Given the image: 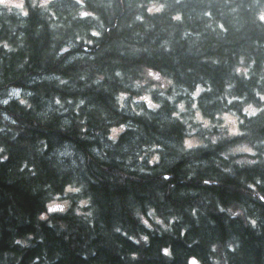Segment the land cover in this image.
Returning a JSON list of instances; mask_svg holds the SVG:
<instances>
[{"label": "trees", "instance_id": "1", "mask_svg": "<svg viewBox=\"0 0 264 264\" xmlns=\"http://www.w3.org/2000/svg\"><path fill=\"white\" fill-rule=\"evenodd\" d=\"M69 5L0 6V264H264V111L241 112L264 103V0ZM146 67L173 80L156 109L133 100L161 82L134 88ZM229 110L242 134L219 127Z\"/></svg>", "mask_w": 264, "mask_h": 264}, {"label": "clouds", "instance_id": "2", "mask_svg": "<svg viewBox=\"0 0 264 264\" xmlns=\"http://www.w3.org/2000/svg\"><path fill=\"white\" fill-rule=\"evenodd\" d=\"M36 0H33V3H35ZM50 0H39V6L41 8L47 9L49 12H51L52 10L50 8H48V4H49ZM77 3L79 4H83V0H77ZM5 7L9 9V11H11L12 8V4L11 3H6ZM15 7L18 8L21 13L27 15V11L23 6V0H19V2L15 3ZM164 8L163 4H156V3H151L149 4V6L147 7V11L149 13H154V12H160L162 11ZM76 15L80 18H83L85 16H94L95 14L90 12V11H86V10H79ZM174 19H180L179 14H176L174 17ZM136 19H142V17L137 16ZM260 19L264 20V14H262L260 16ZM91 32V34L93 36H100L101 33L99 31H97L95 28H92L89 30ZM80 37H77V39H79ZM3 43V46L8 49L10 48V45L7 42H0ZM89 43H91V41H89ZM72 45H67L64 47H61L60 52H64L67 51L69 47H71ZM234 71L237 74L243 73L245 79L248 78V68H241V67H236L234 69ZM117 76H120L121 73L119 70L116 71L115 73ZM145 77V79L143 80H134L133 81V87L134 88H139L141 85L146 84L148 81V78H151L154 81H161L159 85L153 83L150 85V89L146 90L143 94H141L140 96H134L133 100H143L147 103V106L149 108L152 109H156L158 107H160V104L158 102H154L152 101V99L150 98V90L151 89H155L157 87L163 89L165 87H167L168 85H172L173 84V80L170 77H166V76H162L161 72L153 69L151 67H146L142 73ZM62 83L64 81H61ZM227 87H231V85H228ZM185 91H187V89H184ZM210 90V89H209ZM205 91V88L197 83L195 86V89L191 92V96L193 98V103L191 104L192 109H196L195 112V116L194 119L196 121H201L204 127H209L210 126V121L208 118H205L202 116L200 110L197 108V103L195 102V98L201 93ZM253 91L255 92V95L259 97L260 101L264 102V93H261L259 91H256V89H253ZM19 89H12L10 95L13 96H19ZM128 95V93L126 92H119L117 94V100L118 102H120V106L123 107L122 101L124 100V98ZM160 95L163 96L164 92H160ZM176 93L173 92L172 95H169L167 97V99L169 101H172L175 98ZM227 102L231 103L233 100H243L244 97L243 96H227V94H225ZM7 99L3 101V103H7ZM21 104L26 103L25 100L21 99L20 100ZM57 103H59V101L57 100ZM176 107L180 110V111H184L185 110V101L184 100H180L178 102V104L176 105ZM264 111V103H262L259 107L254 106V104L252 102H248L247 104H244L241 108V112L244 113L246 116L248 117H252L256 114H258L259 112ZM173 116H177L178 113L177 112H173L172 113ZM220 116H222L223 119V124L219 125L220 128H224L225 126H227V134L228 135H239L242 134L241 130L238 128V122L239 123H243V120L241 117H239L237 115V113L234 110H229V111H224L223 113L218 114ZM124 128V125H120L119 129L117 128H113L112 129V139H115V133L118 130H122ZM216 137H213V142H215ZM194 143V141H185V144L187 146H191ZM230 151L232 152H247V153H253L254 149L250 146H248L246 143H241L236 145L235 147L231 148ZM156 157H153V160H155ZM239 162V161H238ZM252 161H249V163H251ZM73 191H78V189H72ZM67 203V201H65V204ZM80 204H87L88 201L86 199L84 200H80L79 201ZM60 210L63 211L64 210V205L62 204H53V205H49L48 207V211H53V210ZM146 223V221H145ZM189 264H198V261L195 258H190L189 259Z\"/></svg>", "mask_w": 264, "mask_h": 264}, {"label": "rangeland", "instance_id": "3", "mask_svg": "<svg viewBox=\"0 0 264 264\" xmlns=\"http://www.w3.org/2000/svg\"><path fill=\"white\" fill-rule=\"evenodd\" d=\"M53 1H54V0H50V2H49L48 5L52 4ZM67 1H68V0H67ZM17 2H19V0H0V6L3 7V8H6V7H5V4H6V3H11V4H12V8H13V9H16V7H15V3H17ZM69 2H70V1H69ZM71 5H72V3L70 2L69 10H70L71 13H73V12H75V9L70 8ZM11 91H12V90H11ZM11 91H9V93H8L9 96H13V95H10ZM21 94H22V92L20 91V92H19V96H20Z\"/></svg>", "mask_w": 264, "mask_h": 264}, {"label": "flooded vegetation", "instance_id": "4", "mask_svg": "<svg viewBox=\"0 0 264 264\" xmlns=\"http://www.w3.org/2000/svg\"><path fill=\"white\" fill-rule=\"evenodd\" d=\"M72 1V3H73V0H71Z\"/></svg>", "mask_w": 264, "mask_h": 264}]
</instances>
